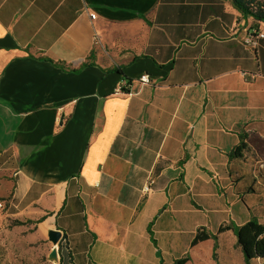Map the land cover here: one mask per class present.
<instances>
[{
    "label": "crops",
    "instance_id": "crops-1",
    "mask_svg": "<svg viewBox=\"0 0 264 264\" xmlns=\"http://www.w3.org/2000/svg\"><path fill=\"white\" fill-rule=\"evenodd\" d=\"M262 28L232 0H0L11 215L66 234L80 264L95 244L118 262L156 264L168 240L154 227L172 241L191 211L219 227L263 224L264 38L242 43ZM240 134L246 152L231 158ZM212 248L189 247L185 264H216Z\"/></svg>",
    "mask_w": 264,
    "mask_h": 264
},
{
    "label": "rangeland",
    "instance_id": "rangeland-1",
    "mask_svg": "<svg viewBox=\"0 0 264 264\" xmlns=\"http://www.w3.org/2000/svg\"><path fill=\"white\" fill-rule=\"evenodd\" d=\"M0 190H3L1 185ZM10 199L9 190L7 193L6 191L0 193V264H80L78 260H74L76 250L72 244L63 242L61 245L53 246L49 242L47 234L52 229L50 225L34 223L37 219L31 224H25V220L12 216V209L9 205ZM180 217L183 219V227L179 228V231L173 230L172 241H170L169 236L163 235L162 232H158L157 227H154L155 237L160 243L168 240L165 243L166 254L163 258L161 255L162 264H173L171 263L173 259L182 258L188 253L189 243H191L197 227L205 226L208 232L217 233L219 220H212V215L191 211L182 214ZM262 220L264 224V215ZM16 222L23 224L19 225ZM231 235L222 234L220 237V243H218L216 250L218 263L244 264L240 249L236 246L234 236ZM53 248L57 251L56 259L49 257ZM105 249L102 244H95L91 249H88L89 264H137L133 263L131 258V261L127 263L115 261L113 256H107L103 253ZM151 261L159 264L156 252L151 256ZM252 264H264V260L256 259L252 261Z\"/></svg>",
    "mask_w": 264,
    "mask_h": 264
},
{
    "label": "trees",
    "instance_id": "trees-1",
    "mask_svg": "<svg viewBox=\"0 0 264 264\" xmlns=\"http://www.w3.org/2000/svg\"><path fill=\"white\" fill-rule=\"evenodd\" d=\"M232 2L243 15L252 17L254 20L264 23V0H232ZM246 149L245 134H240L239 143L231 150L229 157L242 159ZM42 221L43 219L41 218L34 221V223H40ZM16 223L19 225L23 224H20V222ZM24 223L31 224L33 221L27 220ZM150 227L151 224H149L147 231L150 235L151 241H154ZM227 231H231L235 237L236 246L240 249L244 264H252V261L256 259L264 260V224L260 223L256 218H251L240 226L230 222L229 224L220 226L216 234L206 231L203 227L198 228L191 240L190 247L192 248L205 240H212L213 248L211 259L216 264H219L216 254L218 248L217 235ZM189 259V255L186 254L182 258L175 260L174 264H185Z\"/></svg>",
    "mask_w": 264,
    "mask_h": 264
},
{
    "label": "built area",
    "instance_id": "built-area-1",
    "mask_svg": "<svg viewBox=\"0 0 264 264\" xmlns=\"http://www.w3.org/2000/svg\"><path fill=\"white\" fill-rule=\"evenodd\" d=\"M264 38V28L260 29V30H253L251 32H247L243 39H242V43L244 46L248 47V48H257L259 45V42L261 39ZM139 81L142 85H149L150 84V77L147 74H143L140 76ZM129 87V82L126 80H121L116 88V91L118 94L122 93V91H124L125 89H127ZM261 168L263 167V164H261ZM152 180H148V182L144 185L143 187V191L147 192L150 188V186L152 185Z\"/></svg>",
    "mask_w": 264,
    "mask_h": 264
},
{
    "label": "water",
    "instance_id": "water-1",
    "mask_svg": "<svg viewBox=\"0 0 264 264\" xmlns=\"http://www.w3.org/2000/svg\"><path fill=\"white\" fill-rule=\"evenodd\" d=\"M47 236H48L49 242H51L53 246L61 245L67 239V235L64 233H61L58 230H50ZM49 257H53L55 259L57 258L56 249L53 248ZM156 257L159 258L160 263H162L161 252L159 250L156 252Z\"/></svg>",
    "mask_w": 264,
    "mask_h": 264
}]
</instances>
